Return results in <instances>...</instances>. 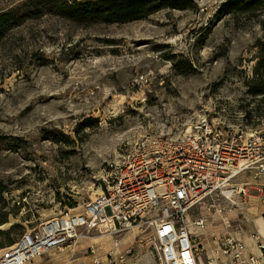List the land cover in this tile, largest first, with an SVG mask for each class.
<instances>
[{
  "label": "rangeland",
  "instance_id": "374dc122",
  "mask_svg": "<svg viewBox=\"0 0 264 264\" xmlns=\"http://www.w3.org/2000/svg\"><path fill=\"white\" fill-rule=\"evenodd\" d=\"M63 1L0 0V14L21 18L0 39V257L26 230L84 211L101 191L100 170L143 136L178 137L205 115L264 130V10L218 16L228 0H193L119 24L65 17L56 11ZM234 199L216 192L190 212L191 221H207L192 227L205 264H240L222 239H237L246 216L261 212ZM143 235L135 229L124 243L135 244L134 262L155 264L138 242ZM107 238L96 234L42 260L58 263L74 250L84 259L92 243L104 252Z\"/></svg>",
  "mask_w": 264,
  "mask_h": 264
},
{
  "label": "built area",
  "instance_id": "2783aa9c",
  "mask_svg": "<svg viewBox=\"0 0 264 264\" xmlns=\"http://www.w3.org/2000/svg\"><path fill=\"white\" fill-rule=\"evenodd\" d=\"M246 172L254 179L264 177V130H236L205 115L178 137L148 134L127 144L117 161L100 170L101 191L84 211H69L26 230L0 264H27L96 234L110 237L111 247L101 252L92 243L83 260L69 264H138L135 244L124 243L135 229L144 234L138 242L155 264H201L205 246L192 227L203 230L207 221L202 216L191 221L190 212L216 192L235 203L234 195L245 193L235 180ZM222 241L233 261L264 264L255 254L246 258V245L232 234ZM258 248L264 258V239Z\"/></svg>",
  "mask_w": 264,
  "mask_h": 264
},
{
  "label": "trees",
  "instance_id": "16d2710c",
  "mask_svg": "<svg viewBox=\"0 0 264 264\" xmlns=\"http://www.w3.org/2000/svg\"><path fill=\"white\" fill-rule=\"evenodd\" d=\"M193 4V0H64L56 11L72 19H98L105 23L125 24L147 18L161 9H186ZM255 10H264V0H228L221 7L218 16ZM19 19L21 18H17L13 12L0 14V39ZM259 44L264 46V42ZM260 52L264 54L263 47ZM17 240L8 245H14Z\"/></svg>",
  "mask_w": 264,
  "mask_h": 264
},
{
  "label": "crops",
  "instance_id": "0c3cea01",
  "mask_svg": "<svg viewBox=\"0 0 264 264\" xmlns=\"http://www.w3.org/2000/svg\"><path fill=\"white\" fill-rule=\"evenodd\" d=\"M248 173H251V172L243 173L240 176L246 175ZM240 176L238 177V179L241 178ZM252 177H253V174H252ZM263 178L264 177H262L261 179ZM236 183L238 187L245 188V193H242V192L236 193L234 197L237 196L240 198L241 197L248 198L249 199L248 202L250 204L259 206V207H256V210L261 212L260 213L261 215H257V214L254 215V213L251 215H247L246 216L247 228L244 230V232H237L236 237L237 239L245 242V245L247 247L246 248L247 255H249L250 253L255 254L261 257V259L264 262V258L258 248V242L264 239V201H263L264 181L263 182L254 181V182H249V183L236 182ZM252 209L255 210V207H253ZM230 215H236V212L233 211L232 213H230ZM107 241H108V245L103 247V249L105 250H108L111 247L110 237L107 238ZM77 252H79V250H74L73 253H71L66 258H64L61 262H58V263L57 262L52 263V261H49V262L43 261L42 256H39L37 257L38 260L31 264H69L73 260L83 259V258H77V257L75 258V255H77L76 254ZM201 264H205V262L201 260Z\"/></svg>",
  "mask_w": 264,
  "mask_h": 264
},
{
  "label": "bare ground",
  "instance_id": "6f19581e",
  "mask_svg": "<svg viewBox=\"0 0 264 264\" xmlns=\"http://www.w3.org/2000/svg\"><path fill=\"white\" fill-rule=\"evenodd\" d=\"M227 194V193H226ZM229 194V193H228Z\"/></svg>",
  "mask_w": 264,
  "mask_h": 264
}]
</instances>
